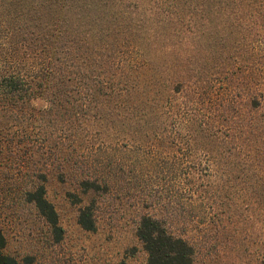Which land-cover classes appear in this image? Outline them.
Masks as SVG:
<instances>
[{"label": "trees", "instance_id": "obj_1", "mask_svg": "<svg viewBox=\"0 0 264 264\" xmlns=\"http://www.w3.org/2000/svg\"><path fill=\"white\" fill-rule=\"evenodd\" d=\"M263 45L264 0H0V165L18 168L14 203L57 243L50 171L74 174L82 195L122 182L160 209L136 226L145 264H194L185 230L199 220L264 229ZM50 145L109 146L74 164ZM69 197L94 231V204ZM7 247L0 228V264H31Z\"/></svg>", "mask_w": 264, "mask_h": 264}, {"label": "rangeland", "instance_id": "obj_2", "mask_svg": "<svg viewBox=\"0 0 264 264\" xmlns=\"http://www.w3.org/2000/svg\"><path fill=\"white\" fill-rule=\"evenodd\" d=\"M261 50L264 64V45ZM254 56L258 58L256 52ZM33 104L44 105L41 100H35ZM50 146L67 153L66 160L75 164L92 161L96 150L100 153L96 155L101 157L109 145ZM10 160L0 165V228L8 241V253L20 260L31 257V264H145L147 256L136 237V226L142 213L158 215L160 209L143 205V195L137 189L131 191L124 183L113 182L105 192L82 195L74 174H68L65 182H59L50 171L47 198L55 207L63 231L62 239L55 243L33 207L14 203L17 178L13 173L16 174L18 168L12 166L15 163ZM89 166L92 165H86L85 169ZM146 171L150 172L149 169ZM148 172L143 177L148 188H152L156 181ZM137 176L138 173L132 172L127 177L135 179ZM69 193L80 197L82 205L94 204V231H85L78 224L79 206L72 202ZM161 213L167 216L165 211ZM198 222L201 223L192 224L185 230L195 247L194 264H264V229L255 223V219L246 217L240 225H229L224 229L211 224L204 226L206 222L202 220ZM183 229L179 228L180 231Z\"/></svg>", "mask_w": 264, "mask_h": 264}]
</instances>
